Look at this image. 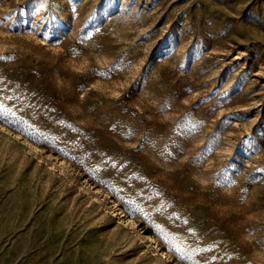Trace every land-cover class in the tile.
<instances>
[{"label": "rangeland", "instance_id": "rangeland-1", "mask_svg": "<svg viewBox=\"0 0 264 264\" xmlns=\"http://www.w3.org/2000/svg\"><path fill=\"white\" fill-rule=\"evenodd\" d=\"M0 264H264V0H0Z\"/></svg>", "mask_w": 264, "mask_h": 264}]
</instances>
